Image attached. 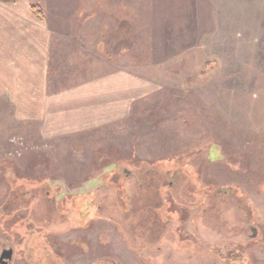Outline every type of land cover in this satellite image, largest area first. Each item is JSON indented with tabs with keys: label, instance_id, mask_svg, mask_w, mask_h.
<instances>
[{
	"label": "rangeland",
	"instance_id": "374dc122",
	"mask_svg": "<svg viewBox=\"0 0 264 264\" xmlns=\"http://www.w3.org/2000/svg\"><path fill=\"white\" fill-rule=\"evenodd\" d=\"M31 2L53 30L52 84L123 73L134 101L96 136L107 144L91 134L54 153L20 129L1 140L0 245L13 264H63L54 241L78 230L131 251L125 264H224L211 249L219 233L221 250L248 222L264 235V0Z\"/></svg>",
	"mask_w": 264,
	"mask_h": 264
},
{
	"label": "crops",
	"instance_id": "0c3cea01",
	"mask_svg": "<svg viewBox=\"0 0 264 264\" xmlns=\"http://www.w3.org/2000/svg\"><path fill=\"white\" fill-rule=\"evenodd\" d=\"M33 7L41 6L31 0H0V145L1 140L5 143L9 139L12 129H20L38 150L50 146L54 153L62 152V147L76 152L78 145L86 144L93 136L91 140H104L107 144V139L96 136L119 128L130 117L134 90L130 91L129 78L123 73H106L84 77L74 86L56 87L50 76L53 30L44 12V18H40ZM107 154L104 160L93 162L100 165L105 161V166L101 164L94 170L96 178L107 176ZM97 155L100 154L93 153ZM71 170L70 178L79 177ZM82 232L76 231L75 235ZM72 238L70 234L57 239L68 247Z\"/></svg>",
	"mask_w": 264,
	"mask_h": 264
},
{
	"label": "flooded vegetation",
	"instance_id": "af4514ba",
	"mask_svg": "<svg viewBox=\"0 0 264 264\" xmlns=\"http://www.w3.org/2000/svg\"><path fill=\"white\" fill-rule=\"evenodd\" d=\"M127 175L130 176V173H128ZM240 210H241V214L246 216L247 209L240 208ZM230 226H232L230 227L231 229L236 228V227H233L234 225H230ZM102 230L107 231V228L104 227ZM244 230L249 231V234L248 235L247 234L246 235H235V236L233 235L234 237H238V239L233 240L230 238L229 242L225 243L226 247L223 248L222 250L217 245V243H219L221 240V233L218 234V238L214 244L215 247L212 246L211 249L216 248V250L214 251L219 254L220 260H222L224 264H230V263H233V264H264V262L256 263L253 261V258H252V253L256 252V250L262 249L259 247L264 246V235L261 234L260 229L255 227L251 222L250 223L248 222V224L245 225ZM78 231L80 232L82 230H78ZM72 235H73V238L70 241L68 247L66 246L63 247L59 239L57 238L54 241L55 243H57V247L54 249L55 250L54 253L58 259L62 260L63 264H84L81 262L80 259H88V262L86 264H92L93 261H96L97 259L103 258V257H109V258L117 257L120 260V264H125L123 260L121 259L123 258L122 255H124L122 251L127 252L128 250L121 249L119 251L116 248L118 245L115 247V249H110L111 247L109 246L104 247L103 245H102L103 248H101L100 241L97 238V234H94L96 236L95 239H88L82 234L75 235V233H73ZM121 241H122L121 236L119 234H115L113 235V237L108 236V241L106 243L111 244L112 246L113 243L115 242L120 243ZM237 241H240V244L237 243ZM200 242L201 244L205 243L204 240H201ZM81 244H83L84 247L81 246ZM0 246H1L0 264H13L14 250L12 249V247L7 246L6 243L1 244ZM6 247H10V248H6ZM9 253H12L11 259H6L5 256L9 255ZM127 253L132 254L131 251H128ZM133 255L135 256V254ZM212 262H213L212 264H218V262H216L215 260H213ZM51 263L58 264V262L55 260H51ZM140 263L146 264L141 261ZM112 264H116V262Z\"/></svg>",
	"mask_w": 264,
	"mask_h": 264
},
{
	"label": "trees",
	"instance_id": "16d2710c",
	"mask_svg": "<svg viewBox=\"0 0 264 264\" xmlns=\"http://www.w3.org/2000/svg\"><path fill=\"white\" fill-rule=\"evenodd\" d=\"M33 11L38 17L44 18L43 10L41 7H33Z\"/></svg>",
	"mask_w": 264,
	"mask_h": 264
},
{
	"label": "water",
	"instance_id": "95a60500",
	"mask_svg": "<svg viewBox=\"0 0 264 264\" xmlns=\"http://www.w3.org/2000/svg\"><path fill=\"white\" fill-rule=\"evenodd\" d=\"M12 252V251H10ZM12 253H9V255L5 256L6 259H11Z\"/></svg>",
	"mask_w": 264,
	"mask_h": 264
},
{
	"label": "built area",
	"instance_id": "2783aa9c",
	"mask_svg": "<svg viewBox=\"0 0 264 264\" xmlns=\"http://www.w3.org/2000/svg\"><path fill=\"white\" fill-rule=\"evenodd\" d=\"M24 144L23 143H21V146H23Z\"/></svg>",
	"mask_w": 264,
	"mask_h": 264
}]
</instances>
